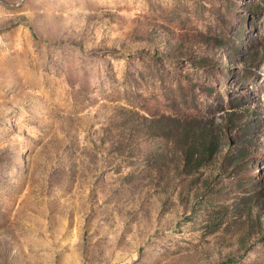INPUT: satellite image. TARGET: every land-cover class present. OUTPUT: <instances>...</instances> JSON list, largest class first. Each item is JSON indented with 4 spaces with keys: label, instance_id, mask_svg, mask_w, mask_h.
Wrapping results in <instances>:
<instances>
[{
    "label": "rangeland",
    "instance_id": "1",
    "mask_svg": "<svg viewBox=\"0 0 264 264\" xmlns=\"http://www.w3.org/2000/svg\"><path fill=\"white\" fill-rule=\"evenodd\" d=\"M0 264H264V0H0Z\"/></svg>",
    "mask_w": 264,
    "mask_h": 264
}]
</instances>
